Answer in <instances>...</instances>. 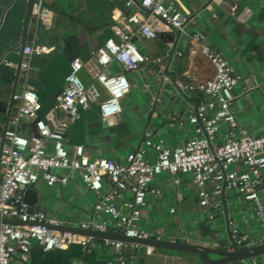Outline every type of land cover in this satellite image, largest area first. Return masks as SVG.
Masks as SVG:
<instances>
[{"label": "crops", "instance_id": "crops-1", "mask_svg": "<svg viewBox=\"0 0 264 264\" xmlns=\"http://www.w3.org/2000/svg\"><path fill=\"white\" fill-rule=\"evenodd\" d=\"M29 2L0 0V129L12 126V94L24 83L37 90L42 103L38 115L46 117L66 85L71 60L75 57L88 59L92 50L107 38L116 37L113 25L123 23L126 14L138 8L137 5H126L125 0H46L54 11L52 25L48 27L39 23L32 13L28 15ZM176 2L188 16L185 29H163L154 38L138 37L135 41L141 51L160 57L164 74L171 80H203L213 76L214 67L202 54L188 52V33L204 30L210 45L221 50L241 76L234 88L232 103L240 126L250 133H259L264 123V0ZM234 3L238 4L240 18L230 13ZM246 7L250 9L248 12H245ZM107 20L110 22L106 23ZM23 38H26V44L37 42L49 48L32 58L28 76L22 68L18 72L19 65L21 67V62L26 60L22 51ZM177 49H182L183 55L179 56ZM114 69H120V66L115 65ZM81 74L87 82L86 72L83 70ZM126 74L132 89L121 101L120 115L104 121L98 104L82 109L80 118L70 122L65 130L68 149L83 144L91 158L106 156L125 161L127 153L142 143L146 131L155 138L162 137L170 146L181 144L192 135L187 114L202 95L194 91L177 92L170 81L163 80L155 64L142 63L138 70ZM139 89L141 92L137 94ZM152 98L155 102L149 105ZM173 117L180 118L182 124L175 121L171 124ZM17 127L29 135L35 130V118L24 116ZM226 128L223 124L218 136L220 140ZM32 185L38 191L36 207L64 218L69 225L76 226L81 220L94 217L97 194L92 190L88 192L90 189L78 174L74 173L65 184L48 185L40 178ZM153 185L161 188V194L147 196L138 222V228L148 236L229 249L232 235L228 216L254 240H259L263 232L251 202L234 190L226 191L223 196L225 211H215L210 217L211 211L199 204L190 174L181 175L180 182L175 184L168 173H162L154 178ZM109 229L119 232L113 221ZM92 237L95 246L91 250L73 243L64 250L45 251L34 241L28 264H110L113 249L102 237ZM147 245L150 244L125 249L126 264L198 263L196 252L157 245H150L152 251L147 252ZM210 256L217 258L220 255L210 253ZM255 257L259 264H264L262 254ZM251 258L227 264H250Z\"/></svg>", "mask_w": 264, "mask_h": 264}, {"label": "built area", "instance_id": "built-area-1", "mask_svg": "<svg viewBox=\"0 0 264 264\" xmlns=\"http://www.w3.org/2000/svg\"><path fill=\"white\" fill-rule=\"evenodd\" d=\"M125 3L138 8L126 14L123 23L113 25L116 37L107 38L92 50L88 59L71 60L66 85L46 117L38 115L42 103L34 87L24 83L12 94V126L0 129V218L20 222H0V264H28L34 241L45 251L64 250L73 243L81 244L84 250L95 246L92 236L62 229L69 225L64 218L50 215L24 199V189L40 178L48 185L65 184L74 173L97 194L94 217L79 223L83 229L109 231L113 221L119 233L132 238L148 237L147 232L138 228V222L147 196L161 194V188L153 185L154 178L168 173L178 184L181 175L190 174L199 204L211 211L210 217L215 211H225L226 191L234 190L251 202L263 232L259 240H254L228 216L234 242L230 250L236 245L264 243V123L257 134L240 126L232 107L240 74L221 50L210 45L205 31L196 30L188 33V52L205 56L213 65L214 74L197 81L171 80L164 74L161 58L141 51L135 38H154L163 29L182 31L187 14L176 0H125ZM249 10L245 8V12ZM31 13L39 23L52 25L54 11L46 0H33ZM230 13L241 17L237 3L230 6ZM22 51L26 60L21 62V68L28 76L32 58L49 48L34 42L23 45ZM176 53L181 56L184 51L177 49ZM142 63L155 64L163 80L170 81L177 92L194 91L202 95L187 114L192 135L181 144L170 146L162 137L155 138L146 131L142 143L127 153L125 161L106 156L91 158L83 144L68 149L65 130L70 122L80 118L82 109L98 104L104 121L120 115L121 101L132 89L126 72L138 70ZM115 65L120 69H114ZM83 70L87 82L81 74ZM153 98L149 105L154 104ZM24 116L35 118V130L29 135L17 127ZM174 121L182 124L180 118L173 117L171 124ZM223 124L227 128L220 140ZM103 241L114 251L110 264H126L123 251L143 245L110 237ZM146 251L151 252L152 246L147 245ZM250 264H259V260L252 257Z\"/></svg>", "mask_w": 264, "mask_h": 264}, {"label": "water", "instance_id": "water-1", "mask_svg": "<svg viewBox=\"0 0 264 264\" xmlns=\"http://www.w3.org/2000/svg\"><path fill=\"white\" fill-rule=\"evenodd\" d=\"M33 0L29 2V13L31 14ZM26 44V38H23L22 45ZM20 65L18 67V72H20ZM24 199L32 205H36L38 202V191L29 185L24 189ZM10 222V223H19L20 220L9 219V218H0V222ZM64 230H70L73 232H78L84 235L95 236V237H110L115 239H120L124 241H139L145 244L162 246L170 249H180V250H189L196 252L198 254V263L197 264H227L237 260H244L250 257H255L264 253V243L254 244L251 246H238L236 245L234 249H215L211 246L201 243H191L187 241L180 240H170V239H161L156 236H148L146 238H132L128 237L119 232L111 231H98L94 229H83L79 225H64L62 226ZM232 243L233 238H232ZM210 253H216L220 256L217 258H212Z\"/></svg>", "mask_w": 264, "mask_h": 264}, {"label": "rangeland", "instance_id": "rangeland-1", "mask_svg": "<svg viewBox=\"0 0 264 264\" xmlns=\"http://www.w3.org/2000/svg\"><path fill=\"white\" fill-rule=\"evenodd\" d=\"M139 92H141V90H140V89L138 90V93H137V94H139ZM137 98H139V96H138ZM88 192H92V191L90 190V191H88Z\"/></svg>", "mask_w": 264, "mask_h": 264}, {"label": "trees", "instance_id": "trees-1", "mask_svg": "<svg viewBox=\"0 0 264 264\" xmlns=\"http://www.w3.org/2000/svg\"><path fill=\"white\" fill-rule=\"evenodd\" d=\"M110 21L109 20H107V22L106 23H109ZM135 39H137V38H135ZM140 48V47H139ZM141 50V49H140Z\"/></svg>", "mask_w": 264, "mask_h": 264}]
</instances>
